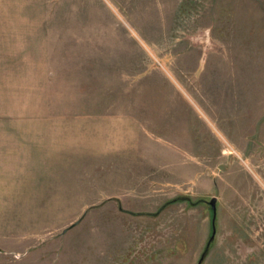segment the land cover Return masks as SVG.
<instances>
[{
  "label": "rangeland",
  "instance_id": "obj_1",
  "mask_svg": "<svg viewBox=\"0 0 264 264\" xmlns=\"http://www.w3.org/2000/svg\"><path fill=\"white\" fill-rule=\"evenodd\" d=\"M200 262L264 264V0H0V264Z\"/></svg>",
  "mask_w": 264,
  "mask_h": 264
},
{
  "label": "crops",
  "instance_id": "obj_2",
  "mask_svg": "<svg viewBox=\"0 0 264 264\" xmlns=\"http://www.w3.org/2000/svg\"><path fill=\"white\" fill-rule=\"evenodd\" d=\"M51 144L52 143L50 141L48 147L45 148L44 153V155L49 157V159L43 160L42 162L45 165L43 171L46 172L40 173V171H38L37 169L35 170L38 171L37 173H39L40 175V178H38V180L40 181L36 182L34 186L36 187V189L41 188L40 197L46 199L47 197H57L61 198L58 200V202L68 203V199L64 200V198H73L75 194L81 192L79 190L80 186H77L78 189H76V191L75 189H73L74 184H72V180L74 181V171H72V168L71 170L68 169V167L73 166V160L70 156L74 155V153H71L70 150L72 149H66L64 147H50ZM25 171L27 172L29 170L26 169ZM33 174L35 175L36 172H34ZM38 183H40V185H38ZM103 199L104 200L99 201H102L101 203H104L105 201L111 200L110 197H107V199ZM40 202H44V199H41Z\"/></svg>",
  "mask_w": 264,
  "mask_h": 264
},
{
  "label": "water",
  "instance_id": "obj_3",
  "mask_svg": "<svg viewBox=\"0 0 264 264\" xmlns=\"http://www.w3.org/2000/svg\"><path fill=\"white\" fill-rule=\"evenodd\" d=\"M216 203H217V199H216V198H213V199L210 201V204H211V206H212V208H213V212H214V219H216V215H217ZM215 234H216V231L214 230L213 238L215 237ZM199 264H201V262H200Z\"/></svg>",
  "mask_w": 264,
  "mask_h": 264
},
{
  "label": "trees",
  "instance_id": "obj_4",
  "mask_svg": "<svg viewBox=\"0 0 264 264\" xmlns=\"http://www.w3.org/2000/svg\"><path fill=\"white\" fill-rule=\"evenodd\" d=\"M183 198H181V199H175V200H173L172 202H168V203H166V205H164V207H166L167 205H170V204H173V203H175V202H177V201H180V200H182ZM186 200V199H185Z\"/></svg>",
  "mask_w": 264,
  "mask_h": 264
}]
</instances>
